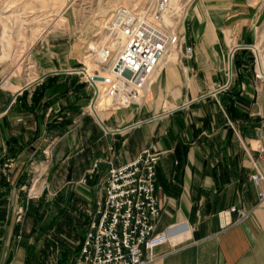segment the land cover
<instances>
[{"label": "crops", "instance_id": "obj_1", "mask_svg": "<svg viewBox=\"0 0 264 264\" xmlns=\"http://www.w3.org/2000/svg\"><path fill=\"white\" fill-rule=\"evenodd\" d=\"M188 25L192 57L180 53L138 105L102 122L86 113L93 91L81 45L46 37L33 74L0 67V264H85L108 162L124 165L151 145L160 152L156 230L172 236L151 264H264L263 185L252 179L264 168L255 152L264 79L251 49L264 47V0H195Z\"/></svg>", "mask_w": 264, "mask_h": 264}, {"label": "built area", "instance_id": "obj_2", "mask_svg": "<svg viewBox=\"0 0 264 264\" xmlns=\"http://www.w3.org/2000/svg\"><path fill=\"white\" fill-rule=\"evenodd\" d=\"M180 10L174 9L172 0H149L143 7L134 5L117 10L105 41L89 47L87 57L96 68L89 75L86 66L83 70L93 91L87 114L99 119L98 108L114 113L138 105L148 90V84L159 71L163 58L171 52L177 54V61H180V53L187 58L192 57L193 49L183 46V37L177 31L182 19ZM120 35L123 43L114 52L110 46ZM251 49L255 55V76L263 80L264 48H261L263 55L258 47ZM235 51L236 48L231 50V58ZM31 62L27 60L25 69L33 74L35 67ZM102 69L108 70V74L102 75ZM255 152L264 167V146H257ZM159 159L160 152L151 145L124 165L108 162L105 195L97 202L88 222L81 251L85 264H151L157 260L155 249L171 241L172 236L168 232L156 230L161 218V207L156 197ZM103 161H95L86 173L84 183L88 176L99 170ZM252 179L256 185H263L259 195L260 203H263L264 168L263 171L257 169ZM232 211L239 213V221L248 215L235 207L229 213Z\"/></svg>", "mask_w": 264, "mask_h": 264}, {"label": "rangeland", "instance_id": "obj_3", "mask_svg": "<svg viewBox=\"0 0 264 264\" xmlns=\"http://www.w3.org/2000/svg\"><path fill=\"white\" fill-rule=\"evenodd\" d=\"M194 1L179 0L182 19L177 27L183 37V46L192 49V46L184 44V39L190 34L188 13ZM147 3L149 0H0V67L10 69L15 75L29 74L30 71L25 69V65L27 60H31L36 72L37 65L31 55L36 45L46 37H52L55 42H59L57 37L63 36L68 38L70 46L79 44L83 47V66L91 72L96 67L91 58L87 57L89 47L93 43L97 45L105 41L117 9L134 5L143 7ZM172 53L169 64L177 61V54ZM21 61L24 63L21 64ZM7 81L5 78L3 83ZM147 92L148 90L144 97ZM118 111L111 113L110 110L100 109V114L112 116ZM50 158L49 154L45 161ZM31 188H28V194H35L37 197L38 194L33 193Z\"/></svg>", "mask_w": 264, "mask_h": 264}, {"label": "bare ground", "instance_id": "obj_4", "mask_svg": "<svg viewBox=\"0 0 264 264\" xmlns=\"http://www.w3.org/2000/svg\"><path fill=\"white\" fill-rule=\"evenodd\" d=\"M181 3V2H180ZM179 3V0H172V5H173V7H174V9H178V11L180 10V4ZM183 8V7H182ZM118 10V9H117ZM181 12V11H180ZM111 17V16H110ZM115 22H116V20H114ZM169 23H171V21L170 20H167ZM93 43V42H92ZM122 43H123V39H122V37H121V35L119 36V37H117V38H115L114 39V42L111 44V49L114 51V52H117V50H119L120 49V47H121V45H122ZM90 45V44H89ZM91 47H95V44L93 43V44H91L90 45ZM88 50V49H87ZM86 50V51H87ZM172 52L170 53V54H168L167 55V57H165V58H163V62L160 64L161 66H160V69H159V71L154 75V78L152 79V81L148 84V86H147V89H148V91L149 90H151V87H152V84H153V82H155V79H156V77L159 75V73L161 72V70L163 69V67L165 66V65H168L169 64V62H170V60H171V57H172ZM85 60V59H84ZM91 63V62H90ZM93 65V64H92ZM92 65L90 66V67H92ZM94 67V66H93ZM91 70V69H90ZM102 71V75H106V74H108V70L106 71V69H102L101 70ZM92 72V71H91ZM91 72H87V74L89 75V73H91ZM145 98V97H144ZM140 103V102H139ZM138 103V104H139ZM97 116H98V118H99V120L102 122L103 121V116L100 114V109L98 108V111H97Z\"/></svg>", "mask_w": 264, "mask_h": 264}, {"label": "water", "instance_id": "obj_5", "mask_svg": "<svg viewBox=\"0 0 264 264\" xmlns=\"http://www.w3.org/2000/svg\"><path fill=\"white\" fill-rule=\"evenodd\" d=\"M127 74H129L128 72H127ZM98 80H102L101 78H98Z\"/></svg>", "mask_w": 264, "mask_h": 264}]
</instances>
